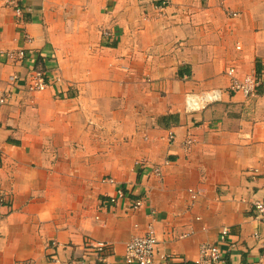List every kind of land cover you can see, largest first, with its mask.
I'll return each mask as SVG.
<instances>
[{
  "label": "crops",
  "instance_id": "1",
  "mask_svg": "<svg viewBox=\"0 0 264 264\" xmlns=\"http://www.w3.org/2000/svg\"><path fill=\"white\" fill-rule=\"evenodd\" d=\"M21 8L0 0V95L11 93L0 106V264H125L150 224L152 264H208L204 245L216 264H264L253 209L264 201V0ZM16 51L18 63L6 56ZM229 69L261 81L253 97L230 90ZM39 71L49 87L30 93ZM212 92L219 100H199ZM118 187L125 198L112 203ZM89 243L109 256L98 262Z\"/></svg>",
  "mask_w": 264,
  "mask_h": 264
},
{
  "label": "built area",
  "instance_id": "2",
  "mask_svg": "<svg viewBox=\"0 0 264 264\" xmlns=\"http://www.w3.org/2000/svg\"><path fill=\"white\" fill-rule=\"evenodd\" d=\"M2 3L13 9V12L17 16L22 15L21 5L24 0H1ZM234 16V15H233ZM6 56L9 59H12L15 62H21L25 58V54L23 51H16L11 53H6ZM226 75L231 78L230 90L234 93H239L245 99H249L255 95V91L257 88L261 86V81L252 77L247 76L243 80H238L235 75L234 69H229L226 72ZM16 80L15 77L10 78L9 82L13 83ZM57 82L60 79H56ZM27 90L30 93L34 92H44L48 89L49 84L47 81V76L44 72H34L32 76L28 79L27 82ZM10 92H4L0 95V106H3L7 103L8 99L11 97ZM202 102H216L219 100V93L212 92L207 93L199 98ZM186 107L190 110L198 109L197 101L192 96L189 95L186 97ZM173 136L170 134L168 140L171 141ZM193 145L191 139H187L181 149L184 151H188L189 148ZM155 175H159V170L155 169ZM110 184H114L113 180L109 181ZM192 199L196 198L195 194L191 195ZM125 198V194L122 188L118 187L116 190V197L112 198L110 202L116 203L118 200H123ZM142 205V201H135L132 203L131 209H138ZM253 209L256 212V220L264 225V201L257 202L253 205ZM206 230V229H205ZM228 230L226 228H222L219 233V240L223 241L227 236ZM157 247V239L155 235V230L153 225H148L146 228V232L143 236H135L130 239V241L125 246V253L123 256V260L125 264H152L153 256ZM88 248L93 251L97 255V261L102 262L109 256L107 246L102 243H89ZM200 255L203 262L208 264H216L220 255L216 246H201L200 247ZM54 263L61 264L58 258L54 259ZM72 264V263H67ZM73 264H85L84 262H74Z\"/></svg>",
  "mask_w": 264,
  "mask_h": 264
}]
</instances>
